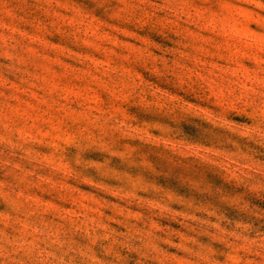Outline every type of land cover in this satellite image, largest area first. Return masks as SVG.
I'll list each match as a JSON object with an SVG mask.
<instances>
[{
  "label": "rangeland",
  "instance_id": "obj_1",
  "mask_svg": "<svg viewBox=\"0 0 264 264\" xmlns=\"http://www.w3.org/2000/svg\"><path fill=\"white\" fill-rule=\"evenodd\" d=\"M0 264H264V0H0Z\"/></svg>",
  "mask_w": 264,
  "mask_h": 264
}]
</instances>
